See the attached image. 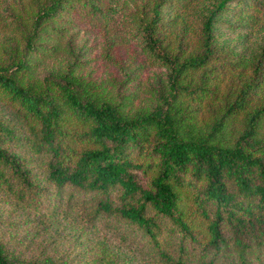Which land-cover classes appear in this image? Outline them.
<instances>
[{
	"label": "trees",
	"instance_id": "1",
	"mask_svg": "<svg viewBox=\"0 0 264 264\" xmlns=\"http://www.w3.org/2000/svg\"><path fill=\"white\" fill-rule=\"evenodd\" d=\"M263 18L0 0V264H264Z\"/></svg>",
	"mask_w": 264,
	"mask_h": 264
},
{
	"label": "rangeland",
	"instance_id": "2",
	"mask_svg": "<svg viewBox=\"0 0 264 264\" xmlns=\"http://www.w3.org/2000/svg\"><path fill=\"white\" fill-rule=\"evenodd\" d=\"M259 23H260L259 26L256 27V28H254V31H253V33L255 34V38H258V39L263 38V36H264V18H263V20H260ZM116 242L119 245H121L122 247H126L124 245V242L123 241L117 240ZM124 250L129 251V249H124ZM132 250L133 251H137L136 249H132Z\"/></svg>",
	"mask_w": 264,
	"mask_h": 264
}]
</instances>
